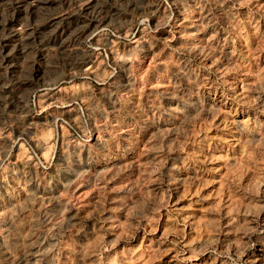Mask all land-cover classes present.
Listing matches in <instances>:
<instances>
[{
    "label": "rangeland",
    "instance_id": "1",
    "mask_svg": "<svg viewBox=\"0 0 264 264\" xmlns=\"http://www.w3.org/2000/svg\"><path fill=\"white\" fill-rule=\"evenodd\" d=\"M0 264H264V0H0Z\"/></svg>",
    "mask_w": 264,
    "mask_h": 264
},
{
    "label": "bare ground",
    "instance_id": "2",
    "mask_svg": "<svg viewBox=\"0 0 264 264\" xmlns=\"http://www.w3.org/2000/svg\"><path fill=\"white\" fill-rule=\"evenodd\" d=\"M18 4V3H17ZM256 4V3H255ZM88 9V8H87ZM249 30V29H248ZM192 33V32H191ZM256 35V34H255ZM196 37V36H195ZM258 44V43H257ZM235 64V63H234ZM231 67H232V65H231ZM259 78V77H258ZM238 93V92H237ZM208 119V118H207ZM256 135V134H255ZM232 144V143H231ZM44 145V144H43ZM48 145V144H47ZM44 148H45V146H44ZM216 160V159H215ZM237 160V159H236ZM244 163V162H243ZM153 165V164H152ZM219 198V197H218ZM218 201V200H217ZM235 206V205H234ZM190 226V225H189ZM176 258V257H175Z\"/></svg>",
    "mask_w": 264,
    "mask_h": 264
}]
</instances>
